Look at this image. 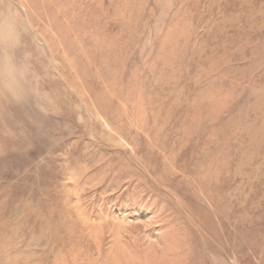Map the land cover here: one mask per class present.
Listing matches in <instances>:
<instances>
[{
	"label": "rangeland",
	"instance_id": "obj_1",
	"mask_svg": "<svg viewBox=\"0 0 264 264\" xmlns=\"http://www.w3.org/2000/svg\"><path fill=\"white\" fill-rule=\"evenodd\" d=\"M17 2L46 101L0 100V264H264V0Z\"/></svg>",
	"mask_w": 264,
	"mask_h": 264
},
{
	"label": "clouds",
	"instance_id": "obj_2",
	"mask_svg": "<svg viewBox=\"0 0 264 264\" xmlns=\"http://www.w3.org/2000/svg\"><path fill=\"white\" fill-rule=\"evenodd\" d=\"M44 78L29 15L17 0H0V100L8 107L43 111Z\"/></svg>",
	"mask_w": 264,
	"mask_h": 264
}]
</instances>
